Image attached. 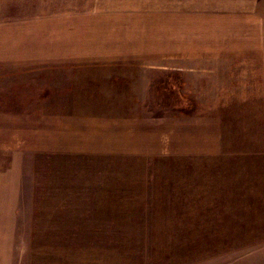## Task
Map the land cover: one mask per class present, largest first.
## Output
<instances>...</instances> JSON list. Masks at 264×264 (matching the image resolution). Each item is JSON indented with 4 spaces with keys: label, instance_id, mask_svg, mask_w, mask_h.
I'll return each instance as SVG.
<instances>
[{
    "label": "rangeland",
    "instance_id": "rangeland-1",
    "mask_svg": "<svg viewBox=\"0 0 264 264\" xmlns=\"http://www.w3.org/2000/svg\"><path fill=\"white\" fill-rule=\"evenodd\" d=\"M15 1L20 11L0 19V23L17 26L25 21L34 38L40 37V42L45 39L50 48L58 45V54L104 51L101 37L108 26L109 51L113 48L110 45L116 44L115 38L126 35L128 27L123 32L119 29L124 21L129 26L140 24L138 27L142 28L138 31L132 25L134 29L126 38L140 39L143 44L145 39L160 38L153 33L162 31L155 28H161L167 16V0ZM249 1L253 13L208 14L206 30H199V34L194 30L190 38L195 43L193 40L201 42L206 37L207 43L212 44L221 37L223 50L231 54H252L246 48L232 49L231 42L255 40L258 58L253 70L229 69L227 75L228 71L222 68L221 76L216 77L222 89L200 87L207 89L201 93L185 88L183 101L178 94L174 96L173 110L162 105L160 111L201 115L213 123L217 119L218 124L219 119L214 117L221 113L227 120L224 124L220 122L224 131L221 156L202 165L182 155L174 158L161 154L105 159L24 157L13 169L15 174L10 173L12 167L6 163L10 159L0 157V180L8 172L10 177L18 179L16 247H44L48 264H58V246L68 245L85 249V254L83 249L78 252L79 262L84 264H264V206L247 204L264 202V181L255 187L254 178L263 160L259 152H264V0ZM11 4V0H0V8ZM168 64L178 67L179 63ZM190 64L217 71L215 64ZM211 72L207 69L204 80ZM170 79L177 83L176 78ZM177 101L188 102L189 107L177 108L180 107ZM201 127L209 130L215 125L204 121ZM151 139L157 141L154 136ZM235 144L247 151L250 158L246 155L231 158L229 151ZM72 162L78 165L73 166ZM238 164L240 170L235 168ZM209 169H213L220 181L208 180ZM252 178L254 181L249 180ZM10 194L0 189V214L6 206L1 199L10 198L7 197ZM219 208L227 211L221 215L207 211H220ZM81 219L85 220L81 222ZM63 222L67 225L60 228ZM75 225L77 228L73 229ZM58 231L62 232L61 236ZM0 244L4 243L0 241ZM59 256L64 261L73 255ZM27 258L28 254L21 255L13 264H30Z\"/></svg>",
    "mask_w": 264,
    "mask_h": 264
},
{
    "label": "crops",
    "instance_id": "crops-1",
    "mask_svg": "<svg viewBox=\"0 0 264 264\" xmlns=\"http://www.w3.org/2000/svg\"><path fill=\"white\" fill-rule=\"evenodd\" d=\"M11 3V6L0 8V19L20 11L16 9L15 0H11ZM166 10L165 25L161 23V28H155L162 31L153 33L160 38L145 39L143 44L140 39L126 38L128 32L134 29L133 26L137 31L142 27H138V23L129 26L124 21L119 29L123 32V28L128 27L126 35L115 38L116 44L110 45L113 48L107 50L108 26L101 37L104 51L90 50L82 54H58V45L50 48L45 39L40 42V37L34 38L33 32L24 25L25 21L17 26L15 23H0V157L10 159L6 162L12 167L10 173L16 172L13 169L18 167L20 159L24 157L105 159L161 154L174 158L182 155L202 165L204 161L209 160L210 164L221 156L224 152L221 148L224 131L222 133L220 129V122L224 124L227 121L221 113L214 117L219 119L218 124L217 119L213 123L204 120L206 117L201 115L191 116L173 111L162 114L160 111L162 105L167 106L166 110L174 109V96L181 94L180 100L183 101V93L187 91L185 88H193L201 93L207 89L200 87L216 86L222 89V85L217 84L221 81L216 79L221 76L222 68L226 71L253 70L258 58L255 40L231 42L232 49L234 46L238 50L246 48L252 54H231L223 50L221 37L212 44L207 43L206 37L201 42L193 40L195 43L190 38L193 32L199 34V30H206L208 14L223 16L247 13L251 11L250 1L167 0ZM58 19L61 21L62 17ZM39 24L43 23L39 21ZM133 33L141 35L140 32ZM89 44L94 45L92 42ZM128 45L134 47L130 49ZM192 62L215 64L217 71L205 65L190 64ZM168 63L179 64L175 67ZM207 69L212 71L210 74H214L206 76L210 80L214 78L211 82L206 78L204 80ZM169 77L176 78L177 83L174 84L173 79H170L171 82ZM177 103L180 104L177 108L189 107L188 102ZM204 121L215 125V128L210 127L208 130L201 127ZM151 136L157 141L152 140ZM260 151L263 160L254 174L257 180L255 187L264 181V152ZM229 153L231 158L249 157L247 151L240 150L237 144ZM72 165L76 166L78 162H72ZM235 168L240 170L239 164ZM207 174L208 180H219L215 178L213 169H209ZM9 175L8 172L0 180V189L11 193L7 196L10 198L1 199L5 200L6 206L0 214V241L4 243L2 246L0 244V264H13L14 260H19V256L27 254L30 264L45 263L44 247L14 245L19 186L18 179ZM226 180L235 179L226 177ZM249 180L254 181L253 178ZM12 194L16 197H11ZM249 203L264 206V202L258 200ZM219 209L207 211L219 215L227 211ZM244 212L249 213V210ZM63 223L60 228L67 225V222ZM76 228L75 225L73 229ZM61 233L58 231V235L61 236ZM16 248L19 249L18 253ZM81 249L85 254L84 248L58 246L59 255L73 256L61 261L58 255L57 263L84 264L79 262L78 252Z\"/></svg>",
    "mask_w": 264,
    "mask_h": 264
}]
</instances>
